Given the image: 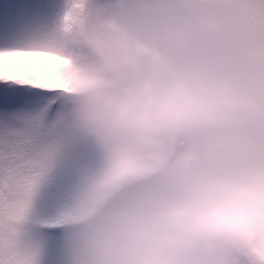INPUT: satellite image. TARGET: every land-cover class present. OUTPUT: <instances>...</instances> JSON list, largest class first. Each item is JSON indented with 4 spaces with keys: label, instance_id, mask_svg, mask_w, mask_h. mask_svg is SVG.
Returning <instances> with one entry per match:
<instances>
[{
    "label": "clouds",
    "instance_id": "clouds-1",
    "mask_svg": "<svg viewBox=\"0 0 264 264\" xmlns=\"http://www.w3.org/2000/svg\"><path fill=\"white\" fill-rule=\"evenodd\" d=\"M223 5L61 0L46 42L73 126L162 163L100 172L62 225L67 264H264V45L234 39ZM190 141L180 151L178 143Z\"/></svg>",
    "mask_w": 264,
    "mask_h": 264
},
{
    "label": "snow or ice",
    "instance_id": "snow-or-ice-1",
    "mask_svg": "<svg viewBox=\"0 0 264 264\" xmlns=\"http://www.w3.org/2000/svg\"><path fill=\"white\" fill-rule=\"evenodd\" d=\"M195 2L223 5L236 41L264 45V0ZM60 3L40 0L29 12L0 21V264H38L28 226L42 188V205H59L54 223L63 225L74 200L100 172L135 174L163 162L100 145L69 120L59 90L65 87L63 70L46 47ZM206 139L231 149L264 150V133L213 132Z\"/></svg>",
    "mask_w": 264,
    "mask_h": 264
},
{
    "label": "rangeland",
    "instance_id": "rangeland-1",
    "mask_svg": "<svg viewBox=\"0 0 264 264\" xmlns=\"http://www.w3.org/2000/svg\"><path fill=\"white\" fill-rule=\"evenodd\" d=\"M40 0H0V21L27 13ZM44 189L37 194L34 218L29 224V232L39 248L38 264H67L63 248L62 225H55L60 206L42 205ZM51 225V226H49Z\"/></svg>",
    "mask_w": 264,
    "mask_h": 264
}]
</instances>
